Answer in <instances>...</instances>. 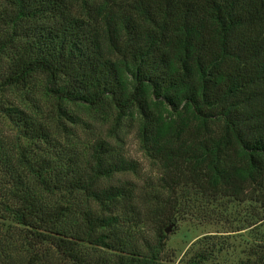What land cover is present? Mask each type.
I'll return each mask as SVG.
<instances>
[{
	"label": "trees",
	"instance_id": "16d2710c",
	"mask_svg": "<svg viewBox=\"0 0 264 264\" xmlns=\"http://www.w3.org/2000/svg\"><path fill=\"white\" fill-rule=\"evenodd\" d=\"M35 74L55 100L51 125L9 95ZM62 102L110 109L114 137L136 119L159 189L138 201L131 181H103L136 162L107 136L84 151L64 125L59 137L62 117L77 122ZM1 118L48 147L26 152L0 134V264H167L163 224L186 183L248 202L264 228V0H0ZM146 224L154 238L140 242ZM256 232L236 264H264Z\"/></svg>",
	"mask_w": 264,
	"mask_h": 264
},
{
	"label": "rangeland",
	"instance_id": "374dc122",
	"mask_svg": "<svg viewBox=\"0 0 264 264\" xmlns=\"http://www.w3.org/2000/svg\"><path fill=\"white\" fill-rule=\"evenodd\" d=\"M42 84V76L35 74L28 85L11 89L9 95L22 97L27 106L31 105L30 109H35L38 115L51 125L57 120L55 100L42 93ZM62 104L74 115L77 122L71 124L62 117L63 124L59 123L58 127L59 137L65 133L62 127L64 125L77 150L84 151L95 138L107 136L117 152L136 162V171L118 172L103 181L116 182L119 179L131 181L138 201L147 196L144 192L149 187L153 190L159 189L158 178L162 171L161 165L156 157L146 153L141 147L136 119L123 117L116 126V137H114L115 127L112 129L109 127L112 119L110 109L89 108L72 102H62ZM0 134L5 135L11 145L18 147L23 145L26 152L28 149H34L31 148L30 139L20 136L11 124L2 118ZM53 138H58V133L54 132ZM46 147L48 146L45 143L36 140V149L33 151L38 154ZM10 154H14L13 148H10ZM177 191V205L172 210L173 214L169 220L163 224V253L167 264H184L190 253L201 248L207 241L216 242L215 250L201 264H236L239 259L247 257L250 247L261 239L256 231L264 228L258 225L260 220L251 216L248 202H238L218 195L214 198L212 194L195 190L190 183L181 185ZM0 215L5 214L0 211ZM3 223H10V221L5 219ZM150 225H144L140 242L152 241L154 238ZM166 226L169 228L164 231ZM204 235L211 237L205 239Z\"/></svg>",
	"mask_w": 264,
	"mask_h": 264
},
{
	"label": "water",
	"instance_id": "95a60500",
	"mask_svg": "<svg viewBox=\"0 0 264 264\" xmlns=\"http://www.w3.org/2000/svg\"><path fill=\"white\" fill-rule=\"evenodd\" d=\"M168 228H169V227H168V226H166V227L164 228V231H167V230H168Z\"/></svg>",
	"mask_w": 264,
	"mask_h": 264
}]
</instances>
